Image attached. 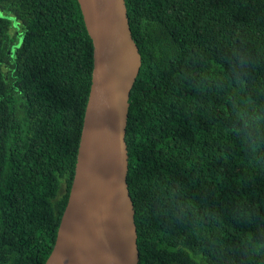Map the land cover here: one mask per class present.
<instances>
[{
  "label": "trees",
  "instance_id": "obj_1",
  "mask_svg": "<svg viewBox=\"0 0 264 264\" xmlns=\"http://www.w3.org/2000/svg\"><path fill=\"white\" fill-rule=\"evenodd\" d=\"M142 65L127 182L139 264H264V0H125ZM0 264H45L93 44L77 0H0Z\"/></svg>",
  "mask_w": 264,
  "mask_h": 264
},
{
  "label": "water",
  "instance_id": "obj_2",
  "mask_svg": "<svg viewBox=\"0 0 264 264\" xmlns=\"http://www.w3.org/2000/svg\"><path fill=\"white\" fill-rule=\"evenodd\" d=\"M93 44V71L71 191L45 264H67L71 243L86 264H139L127 182L130 92L142 65L125 0H77Z\"/></svg>",
  "mask_w": 264,
  "mask_h": 264
},
{
  "label": "bare ground",
  "instance_id": "obj_3",
  "mask_svg": "<svg viewBox=\"0 0 264 264\" xmlns=\"http://www.w3.org/2000/svg\"><path fill=\"white\" fill-rule=\"evenodd\" d=\"M80 245L71 243L69 246L68 255H66L67 264H86L87 257L82 251ZM94 256L90 255V264H94Z\"/></svg>",
  "mask_w": 264,
  "mask_h": 264
},
{
  "label": "rangeland",
  "instance_id": "obj_4",
  "mask_svg": "<svg viewBox=\"0 0 264 264\" xmlns=\"http://www.w3.org/2000/svg\"><path fill=\"white\" fill-rule=\"evenodd\" d=\"M0 17H7L14 22L12 29H11V31L14 32V34L20 33L22 31L21 26H20L19 22L17 21L15 15L10 14V13H6L0 9Z\"/></svg>",
  "mask_w": 264,
  "mask_h": 264
}]
</instances>
